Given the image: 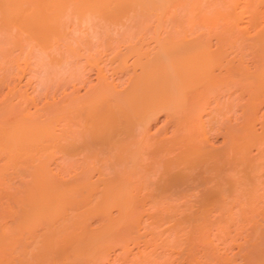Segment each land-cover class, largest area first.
<instances>
[{"label": "bare ground", "instance_id": "obj_1", "mask_svg": "<svg viewBox=\"0 0 264 264\" xmlns=\"http://www.w3.org/2000/svg\"><path fill=\"white\" fill-rule=\"evenodd\" d=\"M69 4H72V5H70L71 10H73L72 7L74 6L73 7L74 8L73 13L76 12L79 16L77 14H75V15H77V17H79V18H81V16H83V18L87 16L88 20L91 19L90 21H94V19L99 18V19L95 20L94 23L92 22L93 23L92 26H93V28H95V30H98V29H96L97 28L96 26H99V24H104V23H102L103 20H105L104 22H106V21L111 22V23L113 22L114 25H115V23L117 24V22H118V25H117L118 27L117 26L116 27L119 28V26H120L119 25L120 24L119 19H121V18L124 19L126 17L124 14H128L127 17H129V19L133 18L135 20L136 15L133 16L131 14L132 15L131 16L129 13L132 12L131 10L137 11V13H139V18L137 16V19H136L137 22H135L131 25L130 24L125 25V27L126 26L127 27L125 28V31L123 30V33L118 31V30H120V28L116 29L120 33V34L119 33L118 34L123 36L124 32H126L127 38H128V36L133 35L132 34L133 31H131V28L133 25L138 26V28H140V29H143L146 27V30L153 28V30L151 32H152V34L154 33V35H152V36H154L153 41H155V39H156L157 46H154L155 47L154 49L152 47V50H153L151 53L152 55L149 54L150 53L149 51L146 52L144 50L143 51L141 50L142 46L144 44L142 46H140L141 47V49H140L139 46H138L139 48L136 47L137 44L133 45L134 42L131 45H128L130 43L125 45V47L127 46L126 50H125V48H123L122 51L119 49L112 51L111 49H113V48L115 49L116 46L113 45L111 40H110L111 38L108 35L109 30L107 31L108 33H105L103 31L105 35L104 34L102 35L101 34L102 31L98 30V31H100V34L98 33L100 36L98 34H96L95 33L96 31L94 30V31H92V33L93 32L94 33L91 35L96 34L94 36L98 35L100 38H103V43L105 44L104 47H106V49L111 50L113 52L111 57H106L105 60H102V61H105L107 65L109 63H111V61L114 59V61H116L115 62L116 68H120L122 70H125L129 67L128 62L126 61L127 55L128 54H131L132 56L135 55L134 58H132L131 63H130L132 73L127 77L126 82L121 87H119V86L117 87V85H118L116 83L117 81H115L114 82L115 84H114L113 82L106 80L108 78H106V76L104 74V66L102 64L99 65L100 56L96 57L95 55H97V54L94 53L95 51H98V50L95 49L93 52V55L89 54L90 52H88V51H91V50L87 49L86 47H89V45L85 44L86 47H84V48L86 50V53L82 54L81 53L82 51H80V49H77V47L71 45L72 44V42H71L70 44L65 43L66 48L64 49V47H63V49L66 52V53L64 52L65 54L62 52L61 53L62 55L58 56V57H57V54L59 55V53L56 52L57 53L56 55L53 54V56L55 55L56 59H57V60H54L55 59L54 58L53 62L54 63L56 62V64H58L60 61L64 62L66 59H68L67 58L68 56H72V58H74L73 61H75V63H78L79 62L77 60L78 57L82 56V57H85V59H84L85 63H88V65L90 64V66L95 65L97 67V72H96L97 73V81H95V83H93V84H90V86L85 91V93L79 95L78 93L76 94V93L64 92L62 95V98H61L62 101H60V100L58 101V103L59 102H60V104L62 103L61 105L60 104L57 105L56 104L57 102H52L55 105L50 104L49 106L45 107L44 105H46L48 103H44L45 102L44 101L43 102L44 105L42 104V107H44L43 108L44 111L43 112L39 111V108H40V110H42V107L39 104L38 111L36 110L37 109L36 108L35 109L36 111L34 110L35 111L34 114H33V112L32 113L30 112L31 113V115H30V113L28 112L29 108H27V107H29L28 102L30 103V101H32V102H34V101L27 99V98H29L27 91L23 93V92L17 90L18 93L19 92L22 93V95L20 96V94L15 92V90L11 89L12 91H8V90H10V89H8L9 88L8 87L7 92L6 91L4 92V93H6V94H4V99L6 98L5 96H7V94H9L8 92H10V94L12 96L16 93V95L18 94L22 98L19 99V96H17L19 100H15L16 96H13L14 97L13 99L15 100V103H14L12 101V96H10V94H9L7 96L5 102L0 101L1 103L4 102L2 104L0 103V183H3L5 185V186H3L4 188L2 190V191H4L3 194H5V190H6L5 187L7 186V184H5V183H8L11 179L14 178L15 175H17L21 181L18 183H15V185L17 184V185H19V187H17L16 189L13 188L14 190L9 189L8 191H6L8 194H5L6 197H7V195L11 196V197H7L10 199L12 198V200L8 199V201L10 200V202H12L14 200L15 205L13 203L8 204L6 197L4 198V196H2V194H1V196L4 198L1 200L2 201L6 200V202H7V203H5L6 205L4 204L5 207L0 206L1 210H3L4 208H6V209L9 208L8 210H10V208H13V209L10 210V211H12V214L10 213V211H8L9 212L8 213L6 211V209L4 210L7 212L6 218L12 216V218H11L12 222H11V224L9 223V225H6L5 223H3L4 225L2 224L4 219H6L4 217L6 212L1 211L2 217L4 219L2 222H0L2 224V225L0 224V264H65L66 261L71 263V264H97L98 263L97 259L102 257V255L105 253L104 248H106L107 245L110 244V242L112 240L117 239L118 240V241L116 240L117 243L119 241L124 240L125 244L128 245V246H123L122 248H124V249L130 246L129 244H127V240H130V239H127V237L125 238L126 235L128 236V238L129 237L131 238V241L132 240L134 241V244L136 243L135 240L136 241L139 240V239L134 240L130 236V235H133L131 233L139 230L138 226L143 221L141 219V214L143 212L142 206H145V205L143 204L144 201H142V200H141L142 205L137 204V199H138L137 197L139 195H141L143 200H144V198H146V196L148 198L153 197L154 199H156L155 201H154V199H153V201H151L152 199L149 198V200L151 201V203L149 202L151 204V206L147 205V206H149L148 208H150L152 206L154 207L156 205V203L157 204L160 203L159 200H161L162 198L163 199L167 198L165 200L166 201L170 200V203H171L172 201L176 200L178 198V196L181 197V196H186L185 194H188L190 197L189 190L191 191V189L195 191V192L192 191L193 195H194V193H196L198 196L200 195V200H201V198L204 197V195L207 198H208V196L212 195V197H214L213 195H215L216 196L215 199H220V198H222L221 195H223V192L226 191L227 194L229 192L228 201H230L229 200V199H231L230 198L231 197L230 192H232V190L235 189L234 190L235 192L236 191L242 192L245 188V187H243V190L240 188L242 184L239 187L241 190L239 188L238 189L236 188L238 186V185H236L237 182H238V184L240 182H242V180L241 181H235V180H238V178L236 177V176H238V173L236 174V172L239 171V170H237L238 165L236 163V161H237L236 155L238 156V154L241 153V159L239 157V160H242V163H240V166H238V167H243L244 170L246 169L245 172H247V174H249V175L253 173L252 171H254V165H256V162H258L257 159L258 160L262 159L261 154H258V151H257L258 155H255V158H256V156H257V158L255 159V158H253V156L251 157V155L249 154L248 151L245 150L250 155L249 160H248V158H247V160L245 158V156H246L245 151H244L245 153L238 151V153L236 154L237 148L239 145H240L239 148L241 151L242 147H243V150H244V148L250 149V147H247V146L249 145L250 142L252 143V145H254L253 143H255L257 138H258L257 139L258 143L260 142L259 140L261 137L257 136L258 134L255 131L253 132V127H250L252 129V130L251 129L250 130L253 133H256L257 137L253 136V138H251L252 136H250V138L252 139V141H250V142H246V141L250 140L249 138H246V140L243 143L238 144V146H236L235 141H233V143L230 145V147L227 146V144L224 142L225 148L227 146L226 149H224V147L222 148V149H224V151H222L221 148H220V150L216 149L217 146H214L215 148L213 146H211L210 143H212V142H209L210 139L208 141L209 135H207V133H208L207 131H208V128L213 129V125H212V123H210V121L212 119L210 120V116H209V118L207 116L209 121L206 120L207 118H205V120H203L202 119L203 118L202 112H206L207 115L210 112V109H208L210 107V106L208 107V104H209L208 103L209 102L208 101V98H209L208 94L210 95V92L217 91L216 88L218 89V87H219L218 85L224 83V85L227 84L228 85L227 87L229 88L230 87L229 83L230 84L232 83L234 85V84L243 82V80L248 83V85H249L248 87L251 90L252 89L255 90V91L253 90L254 93L247 90L248 92H250V94L251 93L254 94L253 96H251L252 94L251 95L249 94L250 100H248L249 102H247V103L250 104L249 107H252V108L254 107L255 110L257 109L255 107V106H257V104H255V103H258V102H256L258 100L257 98L261 99L262 96H264V94H260V93H262L261 91L264 90V87H262V86H264V70H262V69H264V67H262V65H264V64H262V62H264V61H262V59H264V27H262V26H264V25L261 26L260 22L258 21L259 18H261L260 14H261L262 10H264V0H0V15H1L0 17H2L0 19V21L2 19H4L3 21L6 20V22H4V23H6V25H8V26L10 24H7V23L10 22V23L16 24V26L18 24V27L20 26L21 29H23V27H26V28H24L26 30L29 28L28 30L30 32H28V33H30V35H32V37H34V40L35 39L37 40L36 44L38 43V46L42 47L41 49L43 50V48H46V47H48V45L49 46L51 45L49 43L51 41L50 38L53 35H55V36L61 35V33H62L61 29L64 26L62 22H64V20L66 18V17L64 18L63 16H65V11L68 9ZM30 5H31V8H30ZM66 6H67V9H66ZM171 6H172V8H171ZM175 7H176V10L180 7L181 8L180 10H182V11H180V10H179V12L173 11L174 12L173 13L171 10L175 9ZM170 8H171L170 11L172 14L165 17V15L170 12L169 11ZM68 13H69V11L67 12V17H69ZM262 13H264V12H262ZM61 14H62V17L64 18V20L62 19ZM75 15L73 14L72 16L75 17ZM84 15H86V16H84ZM151 15L152 16L155 15V19L154 18L149 19V17ZM262 16H264V15H262ZM94 17H96V18H94ZM83 18H81V20ZM100 18L102 20H100ZM168 18H170L171 21H168L169 20ZM60 19H62L63 21H61ZM133 19H132V21L134 22ZM262 19H264V17H262ZM74 20H75V18H74ZM85 20H86V18H85ZM150 20H154L152 22L153 25L150 23ZM79 21L80 20L78 19V22ZM90 21H89V23H90ZM165 21L168 22V23L166 22L167 25L165 24ZM241 21L242 22L244 21V22L242 23ZM108 22H106V23H108ZM258 22H259L260 26L258 25ZM75 23L73 24V26L75 25ZM83 23L84 22L82 21L81 24H83ZM124 23L126 24L125 21H124ZM108 24H109V26H112V25H110V23H108ZM262 24H264V22H262ZM1 25H3V24H1ZM106 25H105V27L102 25L101 26L102 28L100 27V29H109V28H106ZM114 25H113V27H114ZM122 25H124V24H122ZM148 25L150 27L152 26V28H149ZM165 25L168 26V28L165 27ZM114 28L112 29L113 32H114ZM2 29L4 30V28H2ZM24 29H23V32L26 31ZM7 31H5V33ZM110 31H111V29H110ZM160 31L163 33V35ZM11 32L12 31L10 30V33ZM7 33L6 34L8 36L9 32H7ZM11 34H14V33H11ZM21 34H23V33H21ZM68 34H69V32H68ZM118 34L116 33V35H118ZM30 35L29 36L26 35L27 38H21L20 37L21 38L20 40L23 41V39H25L24 40L25 43L27 42V44L29 45L28 41L33 42V39H30L31 38ZM63 35L64 34L62 33V36ZM73 35H75V34H73ZM149 35H151V34L149 33L147 37H149ZM1 36H2V33H1ZM19 36H21V35H18V37ZM133 36H135V35H133ZM133 36H131V38H133ZM139 36L141 38V35H139ZM152 36H150L151 39H152ZM9 37L13 38L12 35L11 36L9 35ZM111 37H112V35H111ZM67 38H69V37H67ZM212 38H214V40H216L215 41L216 44H215L214 48H212L213 46H211V44H210L211 42L209 43V41H211L210 39H212ZM90 39H92V38H90ZM95 39H97V38H95ZM115 39H116V37L113 38L112 41ZM119 39H121V37L118 38V40ZM123 39H125V38L123 37L121 39L122 42H123ZM17 40H18V38H17ZM147 40H148V38H147ZM57 41H59V40H56V42ZM80 41H81V39H80ZM130 41H132V40H130ZM13 42L16 43L17 41L13 40ZM56 42L53 41V43H55V44H56ZM97 42H99V41H97ZM144 42L145 41H143L142 43H144ZM120 43H121V41H120ZM120 43H116V44L118 45ZM142 43H138V44H142ZM3 44H4V42H3ZM6 44L8 45L10 43H6ZM19 44H21V42ZM36 44H35V46H36ZM61 44H62V41H61ZM67 44H68V46H67ZM99 44L101 45V42ZM225 45H228V48L232 47V46H236L235 49H237L238 53H241V54L244 52L243 49H245L243 47L248 46L250 49H252L254 51V54H252V52H251V54H252L253 58H255L257 62H259V63H256L257 66L261 65V67H262L261 70L260 69L257 70L260 66L257 67L255 65V63L253 65V66H256V68L254 67V69H256V71L254 70L255 72L253 71L254 73L251 70L250 71L248 70L249 67L247 68V70H245L246 68L241 65V62H242V61H240L241 59L238 60V61H240V63L233 62L236 60L231 61L233 58L232 59L229 58L228 61L224 62V60H227L228 57H227V59L223 60L222 56L223 55L225 56L226 52L229 51L227 47H226V49L224 48ZM13 46H11L10 48H12ZM29 46H28V48H29ZM35 46H34V50L36 48H38V50L40 49V47H37V46L35 47ZM51 46L53 48V45H51ZM90 46H91V44H90ZM59 47H60V45H59ZM59 47H58V49H59ZM98 47L100 48V46H98ZM145 47L148 48L146 45H145ZM91 48H93V47L91 46ZM61 49H59V50L61 51ZM229 49H231V48H229ZM235 49L232 48L233 51ZM99 50H101V49H99ZM6 51L8 54H10V52L14 51V50L13 49L10 51L5 50V52L4 51L2 52L0 50V52L5 53L3 55L1 54V56L7 55ZM60 51H58V52H60ZM111 51H110V53H108V55L111 54ZM33 53H35V52H33ZM42 53L43 52H41V54ZM97 53H99V52H97ZM246 53H247V51H246ZM43 54L41 56H43V58H44ZM86 54H88V55H86ZM13 55L14 54L12 53V58L8 57V56L7 57L10 58V60H12L13 58L16 59L15 55L14 56ZM35 56H37V55H35ZM46 56L47 55H45L44 59H46ZM53 56L51 57V60H52ZM260 56H262V57L260 58ZM115 58H117L118 60H116ZM236 58H238V57H236ZM23 59H24V57H23ZM39 59H40V57L38 58V60ZM221 59L223 60V62H221ZM257 59H260L261 62H260V60L258 61ZM7 60L9 61V59H7ZM25 61H26V59H25ZM39 61H38V63H39ZM107 61H108V63H107ZM47 63H45V64L42 63V64L46 65ZM64 63L63 64L66 65V62H64ZM219 63L221 65L223 64L222 66H225V67H223L224 68L223 72H222V70H220V68L222 67V66H220V68L216 67L217 69L220 70V71L216 70V71H219L218 72L219 75L214 74L213 73V67L217 64L219 66ZM111 64H113V63H111ZM10 66H12V65H10ZM79 66L80 65H78V67ZM90 66H88V67H90ZM137 66H138L139 71L136 70ZM7 67L9 69V66H7ZM10 69L13 70L12 67H10ZM16 69H17V67H16ZM82 69H84V68H82ZM114 70H116V69H114ZM247 72L248 73L250 72V74H248ZM2 73H5V72L3 71ZM11 73H9V74H11ZM114 73H115V71H114ZM122 73H123V71H122ZM126 73H127V71H126ZM9 74H7V75H9ZM2 75L5 76V74H2ZM14 77H13V79H14ZM2 78H3V76L0 77V82H1ZM65 78H67V76ZM79 78H77V79H79ZM44 81H46V80H44ZM39 82H40V80H39ZM47 82H49V81H47ZM245 82H243L242 84H244ZM12 83H14V82H12ZM247 83H245V84H247ZM7 84H8V82H7ZM16 84H17V82H16ZM24 84H25V82H24ZM59 84H61V83H58V85ZM232 84H231V86H232ZM1 85L2 84H0V88H1ZM14 85L12 87V85L10 84V86L12 88H14ZM41 85L43 86V84H41ZM237 86L235 85V88ZM6 87H7V85H6ZM221 87H224V86H221ZM221 87H219L220 90H221ZM55 88L57 89L58 87L54 86L52 90H54ZM242 88L243 87H241L240 89H242ZM72 89H73V87H72ZM213 89H214V91H213ZM224 89H225V87H224ZM259 89H262V90L258 91ZM220 90H218V92ZM0 91H1V89H0ZM179 91L180 92L182 91L183 99L185 98V100H183L182 98L178 99L180 96L178 94V93H180ZM186 91H189L190 92L189 94H191V96H188L190 101L185 96L186 93H188ZM239 92H238V94H239ZM25 93H27V94L25 96H23V94H25ZM177 94H178V98H177ZM211 94H213V93H211ZM218 95H222V94L219 93ZM234 96H233V98H234ZM216 97H217V95H216ZM57 98H58V96H57ZM31 99H32V97H31ZM181 99H182V101H181ZM187 99L189 102L188 101L186 102ZM222 99H223V97H222ZM28 100H30V101H28ZM45 100L47 101V99H45ZM223 101H224V99H223ZM261 101L264 102V100H261ZM213 102H214V100H213ZM259 102H260V100H259ZM49 103H50V101H49ZM214 103H215V105L218 104L216 102H214ZM210 105H212V104H210ZM226 105H228V103ZM246 105H248V104H246ZM218 106H217V109L219 108ZM230 106L232 107V103ZM245 107H244V109H245ZM249 107L247 106L246 108L249 109ZM211 108H213V107H211ZM214 108H216V106ZM230 109H232V108H230ZM159 111H163L164 115L167 114V115H165L167 117L164 116L166 118L165 124L163 123L164 125H163V127H161L162 130H160L159 132L157 131L158 135H156L157 132H156V134H153L150 132V130H152V129H150V125H151L152 120H154L157 117L156 115L158 114ZM218 111H220V110H217V112ZM248 111H250V110H248ZM254 111H253V113H254ZM213 112H214V110H213ZM221 112H222V110H221ZM246 112H244L243 114H245ZM206 113L204 114V117H205ZM224 114H226L225 111H224ZM247 115H248V113H247ZM262 115H264V114H262ZM249 116H251L250 113H249ZM254 116H255V114H254ZM256 116H258V115H256ZM211 117L214 118V116H211ZM234 117H235V115H234ZM246 117L247 116H245V119H246ZM248 118L250 120H252L251 117H248ZM252 118H253L252 121L246 119L248 121H245L246 123H243V124H246V126L244 125L245 127L249 128V126H247L248 123H249L248 125L253 124L251 122L254 121L255 117H252ZM227 119H229V118H227ZM262 119H264V118H262ZM219 120H220V118H219ZM238 120H240V119H238ZM213 122H214V120H213ZM56 124L59 127L58 129H56L57 128ZM262 125H264V124H262ZM207 126H208V128H207ZM223 126H222V128H223ZM227 126H228V129H229V127L230 128L232 127V125H227ZM227 126L225 125V128ZM244 126H242V128L239 126V128L242 129L241 130L242 132L246 131ZM251 126H253V125H251ZM156 127H157V125H156ZM168 127L172 128V130H170V133H169L170 135H168L166 133V130H169ZM234 127L236 128V126H234ZM234 127H232L233 130L230 129L231 132L229 134L233 135L234 131H236L237 134H238V132H240V129L235 130ZM243 127H244V129H243ZM228 129L226 131H228ZM219 130H221V129L219 128ZM222 130L224 131V129H222ZM250 130L248 129L247 131L252 133ZM160 132H162L163 134L159 135ZM244 132H243V134H244ZM209 134H212V133L209 131ZM239 135H242V133H240ZM244 135H246V134H244ZM237 136L238 135H236V137ZM247 136H249V134ZM233 137H234V135H233ZM240 138H242V137H240ZM228 139H229V135H228ZM228 139H227V141H229L231 138L229 140ZM229 142H231V141H229ZM258 143H257V145H255V147L258 146ZM242 144H243V146H241ZM244 144L246 146H244ZM261 145H264V144H261ZM261 145L259 146L260 148L258 149L260 152L262 151L261 149H264L261 147ZM56 151H57V153L59 151V153H60L59 157L62 156V161H59L60 162L59 163L57 160L58 164H56L62 170V171L60 170V173H57V171H56V173L53 172L51 170V167L49 166L51 161L56 159V157L59 154V153L58 154L56 153L57 154V156H56L55 155ZM54 156H56V157H54ZM259 156L261 159H259ZM250 158H252V159H250ZM224 161L228 162L227 164H229V167L227 170L224 169V166H223V165H225ZM237 162L239 164L240 161H237ZM262 163H264V161H262ZM241 165H243V166H241ZM258 167H259V165H258ZM229 169L230 170L232 169V171H235V172L231 171L232 173H228ZM261 169H259V170H261ZM240 170H242V169H240ZM261 172H264V169H262ZM58 174H61V175H58ZM242 175H243V177L247 176L245 174H242ZM253 176H254V173H253ZM18 177H15V178H18ZM240 178H239V180H240ZM14 179H13V182H15ZM209 182H211V183H209ZM19 183H21V186ZM9 184H10V182H9ZM11 184H14V183H11ZM11 184H10V186H12ZM244 184L247 186L246 182L243 183V185ZM250 184H252V182ZM250 184H249V186H250ZM235 185H236V187H234ZM254 185H255V188H257L256 186H258V185H256V183L251 185L252 190L250 192L251 193L253 192V196H255V198L253 196L252 197L254 198V200L252 199V197H251L252 194L250 193V195L245 194L244 196L248 195V197H242L241 201L244 198L245 199L248 198L246 201H248L250 203H253V201L255 203H259V201L257 199V198H259V196L256 197V194L261 195L262 190L259 193V191H257L258 189L254 188ZM1 187H2V184H1ZM7 187H9V185ZM10 188H12V187H10ZM248 188H250V187H248ZM248 188H247V190H248ZM262 189H264V188H262ZM254 191L256 192V194L254 193ZM244 192H246V191H244ZM142 193H143V195L146 193L144 198L142 196ZM236 193L239 194V192H236ZM236 193H234V195L232 196L233 197L232 200L234 199V196H235V198L237 197L236 195H238V194H236ZM262 194H264V193H262ZM171 195H173V196L177 195V196L176 197L172 196V198L170 197V199H168V197ZM197 195H195V196H197ZM163 196H165V197H163ZM241 196L242 195L240 194V197ZM249 196L253 201L252 200L250 201ZM193 197H192V199H193ZM197 197H195L194 200L197 199ZM206 197H204V198H206ZM261 197L262 196H260V198H259L260 200L262 199ZM148 198H146V199H148ZM157 198H159V200ZM204 198H203V200H205ZM210 198L211 197H209V199ZM171 199H172V201H171ZM238 199H240L239 196L237 197V199H234V201L235 200L238 201ZM245 199L243 200L244 202H245ZM256 199L258 202L255 201ZM200 200L198 199L196 201H200ZM203 200H201V201H203ZM148 201H146V202H148ZM156 201H158V202H156ZM237 201H235V202H237ZM241 201L239 200V202H240L239 204L242 207ZM4 202L5 201H3V203ZM183 202H185V201H183ZM222 202H223V200L220 203H222ZM235 202L231 201V203H235ZM244 202H243V204H244ZM248 202H245V203H248ZM167 203H169V202H167ZM170 203L168 205L164 204V206H162V204L156 205L155 206L156 208L154 209V211L156 210V212L152 211L156 215L154 213L150 214L151 211H146V213L148 212L147 214L149 215V217L154 215V218L156 219L155 221H153L154 219L152 220L155 223V225L153 224L154 226H158L159 224H157V223H161L159 221H161L164 218L168 219L171 216L170 217L171 219L170 218L168 219V223H169L170 222L169 220H172V217L174 218L176 216V214H175V216H173L172 212L173 211L175 212L176 211L175 209L179 210L180 208H177L178 205L176 206L173 203L175 205L174 206L173 204H170ZM189 203H188L189 206L191 204L195 205V203H192L190 201H189ZM201 203H203V202H201ZM225 203H227V202H225ZM228 203H230V202H228ZM255 203H253V206ZM7 204H8V206H7ZM180 204H181V202H180ZM236 204H238V203H236ZM9 205H10V207H9ZM11 205L13 207H11ZM171 205H173V206H171ZM184 205H186L185 208H181V209H184V211H182L180 209L183 213L181 211H179V212L177 211L178 213H182L181 216L179 215L182 220L177 219V217L179 218V216L177 215L175 217L176 219H174L175 221L172 220L173 224L171 222H170L171 224L170 223L168 224V225H173V227L168 226V225H167L168 227H165L164 229L162 227V230H161L162 234L165 233V231L170 230L171 227H172V233L174 234V231H175V234H176V231H180L182 228H184L183 227L185 225L184 222L189 223V218L190 219L193 218L192 220H190V223L194 219H195V223H193V224H196V222H199V221L201 222V223H197V225H195V226H199V224H201V225L203 224L202 221H203V218H205L207 212L204 213V211H203L202 214L199 213L201 215V217L205 214L204 217H202V219H201L200 216L198 217V215H197V217H195L196 213L194 215V211L192 210V208H190L192 205L190 207L186 203ZM184 205H183V207H184ZM255 205H257V204H255ZM262 205H264V204H262ZM262 205H260L262 210L257 205L260 208V209L258 208V210L261 211V217H262V215H264V206H262ZM195 206H197V204ZM244 206H246V208L248 207V205H246V204ZM249 206H252V204H249ZM113 207L115 209H117L116 210L117 214H115V216L111 215V213H112L111 208H113ZM203 207H204V205H203ZM213 207L215 208V205ZM216 207H217V205H216ZM148 208L147 209L145 208V209L148 210ZM193 208H195V207H193ZM231 208H233V207H231ZM251 208H252L251 210H254L253 208H256V206L251 207ZM139 209L142 210V212ZM158 209H159V211L157 212ZM162 210H163V212L165 211L166 213L165 212L163 213ZM189 210L190 211L192 210L190 212L191 215L189 214V212L185 213V215H184V212H187ZM234 210H235V207H234ZM255 210H257V209H255ZM243 211H245V210H243ZM260 211H258V213ZM235 212H238V211H235ZM245 212L247 213V211H245ZM3 213H4V215H3ZM91 213L100 214V219H102V221L99 219V224H100V221H101V224L98 225V227L95 225L96 229H93V230L88 229L89 227L87 228V224H89V222L88 223L86 222L87 216ZM168 213H170V216L168 215ZM209 213H211V212H209ZM209 213H208V215H209ZM8 214L9 215L11 214V215L9 216ZM147 214H146V216H148ZM157 214H158V217H157ZM162 214H163V216H162ZM165 214H166V216H165ZM186 214L189 216V218L185 217ZM231 215H233V214H231ZM160 216H162L163 218ZM190 216H193V217H190ZM229 216H230V214H229ZM229 216H227V217H229ZM248 216H249V214H248ZM2 217H0L1 220H2ZM166 217H168V218H166ZM206 217L213 219L211 216H206ZM224 217H226V216H224ZM146 218H148V217H146ZM158 218L160 220H158ZM235 218H234V220H235ZM183 219H185V220L183 221ZM216 219H214L216 221V223L218 222V219H219V222L216 224V225H218L217 227H216L214 222H213L214 224L212 222H211V224L209 222L208 223L211 225L212 229H213V226L215 225L216 229L221 228L220 230H222V227H219V223H221L220 218H216ZM224 219H226V218H224ZM232 219L233 218H231L230 220H232ZM262 219H264V218H262ZM147 220H149V219H145V221H147ZM208 220H204V221H206L205 224L209 226V224H207ZM228 220L229 219L227 218L225 221L227 222ZM6 221H9V219L5 220V222ZM209 221H211V220H209ZM221 221H223V220H221ZM225 221H224V225L226 224V225H230V226H235V225H233V223H234L233 220L231 221L232 225L230 223L229 224L225 223ZM235 221H238V220H235ZM243 221H252L255 224V222L252 220V217L249 220L248 219L246 220L244 218ZM243 221H241V222H243ZM228 222H230V221H228ZM252 222H250L251 224L248 223L247 226H251L248 228L251 229V231L256 232L257 229H255L253 227L257 226V225L252 224ZM144 223H146V222H144ZM162 223H163V221H162ZM166 224L167 223H164V225H166ZM205 224H203L202 226L200 225V229L204 226V228H202V229L203 230L205 229L207 232V228H205L206 227ZM260 224H264V223H260ZM148 225H150V222ZM226 225H225V227H226ZM140 226H142V225H140ZM161 226H162V224H161ZM195 226H194V228H195ZM238 226H237V229H238ZM259 226L262 227L261 230H260V228H258L262 232V230H264V225H262V226L258 225V227ZM191 227L189 226V229L185 227V229L182 231H187V229L189 231H191L190 230ZM225 227L223 228L224 230H225ZM156 228L157 227H155V229L152 230V233H150V235H148V236L151 237L152 235L155 234V236H152V237L153 238L155 237L154 239H156L157 238L156 235L159 236V234H158L159 231L156 232L157 234L153 233V231H155ZM159 228H161V227H159ZM165 229H167V230H165ZM191 229H193V227ZM202 229L200 230V233H199V231H198V233L195 231V233H196L195 238L197 239V241H199L201 238L202 242H200V243L203 244L206 240L210 241L209 240L210 238L205 240V236L202 237L203 234H202V236L199 235V234H201V231H203ZM208 229L211 231L210 228H208ZM214 229H213V231L216 232L215 231L216 229L215 230ZM233 229H234V227H233ZM244 229H245V226H244ZM220 230L218 232H220ZM260 231L257 230L258 235H254V236L260 237L262 234H264V233H260L261 234L260 235L259 234ZM149 232H151V230H149ZM169 232L170 231H168L166 234H168ZM257 232H256V234H257ZM141 233H142V231H141ZM169 234L171 235V232ZM169 234L167 235V237L165 236L164 239L169 241V237H168V236H170ZM175 234H174V236H176ZM191 234H192V232H191ZM194 234H193V237H194ZM197 234H198L199 239L197 238ZM232 234H233V232H232ZM135 235L136 236H134L133 238H136V237L138 238L139 236H140L139 238H141V236L143 234L140 235V233L139 234L135 233ZM163 235H165V234H163ZM181 235H182V233H181ZM186 235H187V232L182 235L184 237L181 238L180 240H178L180 242L177 241V244H175L176 243V240H175L176 237L174 238L173 236H170V238H172V239L174 238L173 241L171 239V241H169V242L168 241L164 242V239L161 236L159 239L162 238L164 243L168 242L167 244H169V243L171 244V242H173V244L179 245V246H177V248L179 249V247L182 245L181 243L184 240V238H185L184 242L188 238V237H185ZM207 235H211V233L210 234L207 233ZM217 235H221V234L216 232V234H215L216 238L218 237ZM246 235H248V234H246ZM199 236H201V237H199ZM213 236L214 235L210 236L211 239ZM254 236L252 237V239L254 238ZM146 237H147V235H146ZM262 237H264V235H262L260 238H257V237L254 238L255 239L254 241H256V239L257 240L260 239V240L256 241V242H252L251 245L254 244L253 246H255V245L257 246L258 245L257 242H259V244H260ZM145 238L143 237L141 239H143V241H144ZM190 238H189V240L187 239L188 244L186 243L187 241L183 244H185L184 246H186L185 252H187V253H185V255L186 254L189 255L190 253H193V254H190L191 255L190 257L187 255L190 263L192 264L193 259H195L196 257L197 258L201 257L200 254L205 255L206 254L205 252H207V255H208L209 254L208 252L211 251L208 248L209 247H210V249H213V248H211V246H209V247L207 246V249L209 251L204 250V248L206 249L205 246L208 244V243L207 244L204 243L203 244L204 248L199 249L201 251H199V256H198V254H197L198 249L197 248L202 246V244L196 248H195V246H192V248H190L191 245L189 243H191L192 245L197 243L195 238L192 239V241ZM125 239H127V240L125 241ZM146 239H145L146 243H148L147 241L151 240V239H149V237H148L149 240H146ZM217 239H219V238H217ZM252 239H251V241H253ZM228 241H230V239ZM246 241H247V239H246ZM115 242L113 241V243H115ZM132 242H131V245H132ZM261 242H264V240H262ZM137 243H136V245H138ZM200 243L198 242V244H200ZM170 244H169V247H170ZM118 245H120V244H118ZM195 245L197 246V244H195ZM246 245L241 246V247L246 248ZM249 245H250V243H249ZM262 245H264V243L257 246V248L260 246L259 247L260 250H259V248H258V251L256 248H255L256 250L255 249L253 250L254 251L253 253H257V254H254L255 257H252L253 259H251V257H249V254H248V257L250 258V260H249V258L246 259L247 255H245L246 257L243 255L245 253V251L250 248L249 246L246 250H244L245 248H243V251L239 252L240 254L244 252L243 254H241L244 257L241 256L239 253H238V255H240L242 258H244V261H245L244 263H246V264H247V262H248V264H264V247L261 248ZM111 246H113V245L111 244ZM163 246H164V244H163ZM214 246H215V244H214ZM212 247H213V245H212ZM164 248H166V247H164ZM170 248L172 250H169V251H173L176 249L174 247H170ZM180 248L183 249L182 247H180ZM252 248H254V247H252ZM106 249H108V247ZM181 249H179V252H178L180 254V256L183 255L182 252L184 253V250H181ZM194 250H196V251H194ZM202 250H203V253H201ZM125 251H126L125 253H127L128 249H126ZM142 251H144V250H142ZM176 251H177V249H176ZM213 251H214V249H213ZM248 251H250V254H251L252 249L250 248ZM248 251L246 253H248ZM194 252H197V253H194ZM214 252H216V251H214ZM161 253L165 254V252H162V251H161ZM178 253H176V254H178ZM253 253L251 256H253ZM108 254H109V252H108ZM122 254H123V252H122ZM151 254H152V256L154 255V253H151ZM151 254L150 255L149 254L142 255V253L141 254L139 253L138 256H139V258L140 257L141 258L139 260L136 258L137 260H134V261L136 262V264H167L169 261V260H167V258H165V259L163 258L165 256L167 257V255H165L163 257L161 256L162 258L157 261V260H155V258H153L157 254H155L153 257L149 258V256H151ZM171 254H173V252H171ZM176 254L174 253V257ZM194 254L195 255L197 254V256L194 257ZM211 254L214 256H218V251H217V253H213V252L210 253L208 255V257L209 256L213 257ZM229 254H226V253L223 255L221 254V257H223V256L225 257V255L227 257ZM234 254H235V252H234ZM136 255H134V256H136ZM185 255H184V257H186ZM119 256H120V254H119ZM168 256L170 258V256H172V255H168ZM121 257H124V256H121ZM187 257H186V260L184 258L185 262L188 261ZM228 257H230V256H228ZM228 257H227V260L224 258L225 261H221L220 257L219 258L216 257L217 258L216 262L218 264H220L219 260H218V259H220V261L223 264H224V262H225V264H232L231 263L232 261L230 262L231 258L228 259ZM132 258H134V257L132 256ZM197 258L194 260L193 264H195V262L199 264V262H197V261H199L200 258L199 259H197ZM202 259H204V257ZM205 259H207V258L205 257ZM171 260H173V259H171ZM212 260H214V257ZM246 260H248V261H246ZM166 261H167V263H166ZM208 261H210V260L208 259L206 264L210 263ZM127 262H130V261L128 260ZM148 262H150V263H148ZM204 262H206V261H204ZM237 262H239V261H237ZM132 263H134V262H132ZM170 263L175 264V261L174 262L172 261ZM180 263H176V264H180ZM200 263H203V262L201 261ZM186 264H189V262H187ZM203 264H205V263H203Z\"/></svg>", "mask_w": 264, "mask_h": 264}, {"label": "rangeland", "instance_id": "obj_2", "mask_svg": "<svg viewBox=\"0 0 264 264\" xmlns=\"http://www.w3.org/2000/svg\"><path fill=\"white\" fill-rule=\"evenodd\" d=\"M70 5H72V4H69V6H68V9H67V6H66V11H65V16H63L64 18H65V20H64V18L62 17V14H61V17H62V19L64 20V22H62L63 23V28L61 29V32L64 34L63 36H62V33H61V35H53L50 39H51V41H50V43L49 44H51V45H53V48H52V46L50 45H48V47H46V48H43V50L41 49L42 47H40V46H38V43L36 44V42H37V40L35 41L34 40V37H32V35H30V33H28V32H30L28 29L26 30V29H24V28H26V27H23V29L24 30H26L25 32H23V29H21V27L19 28L18 27V24H17V26H16V24H13V23H7V24H10L9 26L8 25H6V23H4V22H6V20L5 21H3L4 19H2L1 21H0V25L1 24H3V25H1L0 26V50L3 52H5V50H14V51H11L10 52V54H8L7 53V51H6V54L7 55H4V56H1V54L3 55V54H5V53H2V52H0V77H2L3 76V78H2V80L4 81H2L1 80V82H0V84H2L1 85V91H0V101H4L5 102V100H6V98H7V96L10 94V92H8L9 94H7V96H5L6 98L4 99V94H6V93H4L5 91L7 92V88L8 89H10V90H8V91H12V90H15V92L16 93H18L17 92V90L18 91H21V92H26L27 91V93H28V96H29V98H27V99H30V100H33L34 102H32V101H30V100H28V101H30V103L28 102V106L29 107H27V108H29V113L31 112H33V114H34V112L37 110L38 111V108H39V104H40V106L42 107V104L44 105V103H48V104H46V105H44L45 107L46 106H49L50 104H53L52 102H57L56 104L57 105H59L60 104V102L58 103V101L60 100V101H62L61 100V98H62V95H63V93L64 92H68V93H78L79 95H81V94H83V93H85V91L88 89V87L90 86V84H93V83H95V81H97V67L94 65H91L90 66V64L88 65V63H85L84 61V59H85V57H82V56H79L78 57V63H75V61H73L74 60V58H72V56H68L67 58L68 59H66L64 62H66V65H64L65 63L64 62H62V61H58L59 63L58 64H56V62L54 63L53 62V59L54 60H57L56 59V54L57 53H59V55L57 54V57L58 56H61L62 54V52L64 53L65 52V46H66V44L65 43H71L72 42V46H75V47H77V49H80V51H82L81 53L83 54H85L86 53V50H85V48L84 47H86L85 46V44H87V45H89V47H86L87 49H89V50H91V51H88V52H90L89 54H92L93 55V52H94V50L96 49V50H98V51H95L94 53L95 54H97V55H95L96 57L97 56H100V62H99V65H103L104 66V74H105V76H106V78H108V79H106L107 81H111V82H115V81H117L116 83L118 84H116L117 85V87L119 86V87H121L125 82H126V79H127V77L132 73V69H131V67H130V63H131V60H132V58H134V56L135 55H131V54H128L127 55V57H126V61L128 62V68L127 69H125V70H122V69H120V68H116V61H114V59L111 61V63H113V64H111V63H109L108 65L106 64V62L105 61H102V60H105V58L106 57H111L112 56V54H113V50H116V49H119V50H123V48H125V50H126V47H125V45H127L128 43H130V44H128V45H131L133 42V45H135V44H137L136 45V47H140V46H142L143 44V46H142V49H141V47H140V49L143 51H149L148 53L150 54V55H152L151 53H152V47H153V49L155 48L154 46H157V41H156V39H155V41H153L154 39H153V37L154 36H152V35H154V33L152 34V30H153V28H152V26L150 27L149 25H148V27L149 28H152V29H147L146 30V27L145 28H143V29H140V28H138V26H136V25H133L132 26V28H131V31H133L132 32V34L133 35H135V36H133V35H130V36H128V38H127V34H126V32H124V34H123V36L122 35H119L120 33L119 32H122L123 33V30L125 31V28L127 27H125V25H128V24H133V23H135V22H137V16H138V18H139V13H137V11H134V10H131L132 12H130L129 14L131 15H133V16H135L136 15V19L134 20L133 18V20H134V22L132 21V19H129V17H127V15L128 14H124L126 17L123 19V18H121V19H119V22H120V26H119V28H120V30H116V29H119V28H117L118 26V22H117V24L115 23V25L113 24V22L111 23V22H108V21H106V22H108V23H110V25H112V26H109V24L108 23H106V22H104L105 20H103V22L102 23H104V24H99V26H96L97 28L96 29H98V30H100V31H104L105 33H108V35L110 36V40H111V42H112V44L113 45H115L116 47H115V49L113 48V49H111V50H108V49H106V47H104L105 46V44L103 43V38H100L99 36V34H100V31H98V30H95V28H93V26H92V24L94 23V21L95 20H97V19H99V18H97V19H94V18H96V17H94L93 19H94V21H90L91 19H89L88 20V17L86 16V15H84V16H86V17H84L83 18V16H81V18H83L82 20H81V18H79V17H77V13L76 12H74L73 13V11H74V6L72 7V9L73 10H71V8H70ZM177 7V6H176ZM176 7H175V9H173V10H171V8H172V6H171V8L169 9V11L171 10L172 12L174 11V12H176V11H178L179 12V10L181 9L180 7L176 10ZM30 8H31V5H30ZM29 8V9H30ZM65 9V8H64ZM64 11V10H63ZM69 11V13H68V16L69 17H67V12ZM171 11L168 13V14H166L165 15V17L166 16H169V15H171L172 13H171ZM180 11H182V10H180ZM173 12V13H174ZM262 12H264V10H262ZM261 12V14H260V17L261 18H259V22H260V25L262 26V25H264V24H262V22H264V19H262V17H264V16H262V15H264V13H262ZM75 15V14H77V15H75V17H73L72 15ZM123 15V14H122ZM123 15V16H124ZM131 15V16H132ZM1 16V15H0ZM72 16V17H71ZM79 16V15H78ZM121 17V16H120ZM174 17V16H173ZM2 17H0V19H1ZM74 18H75V20H74ZM85 18H86V20H85ZM131 18V17H130ZM135 18V17H134ZM155 19V15L154 16H150L149 17V19ZM172 18V17H171ZM62 19H60L61 21H63ZM78 19L81 21H79L78 22ZM123 19V20H122ZM167 19V18H166ZM169 20L168 21H171V19L170 18H168ZM72 20V21H71ZM100 20H102L101 18H100ZM3 21V22H2ZM82 21L84 22L83 24H81L82 23ZM89 21H90V23H89ZM123 21V22H122ZM124 21L126 22V24L124 23ZM132 21V22H131ZM154 20H150V23L152 24V22H153ZM73 22V23H72ZM76 22V23H75ZM93 22V23H92ZM101 22V21H100ZM149 22V21H148ZM167 21H165V24L167 25V23H166ZM242 22V21H241ZM244 22V21H243ZM242 22V23H243ZM259 22H258V25H259ZM75 23V25L73 26V24ZM80 23V24H79ZM108 26H107V25ZM122 24H124V25H122ZM67 25V26H66ZM80 25V26H79ZM91 25V26H90ZM104 26L105 27V25H106V28H109V29H100V27L101 26ZM113 25H114V27H113ZM153 25V24H152ZM165 25V27H167L168 28V26H166ZM259 25V26H260ZM67 28H66V27ZM117 26V27H116ZM103 27V28H104ZM262 27H264V26H262ZM2 28H4V30L2 29ZM10 28V29H9ZM75 28V29H74ZM92 28V29H91ZM102 28V27H101ZM114 28V32H113V29ZM2 29V30H1ZM6 29V30H5ZM14 29V30H13ZM79 29V30H78ZM91 29V30H90ZM110 29H111V31H110ZM8 30V31H7ZM10 30L12 31L11 33H14V34H11L10 33ZM63 30V31H62ZM73 30V31H72ZM96 31L95 33L96 34H98L97 36H94V35H96V34H94V35H91V34H93L92 33V31ZM109 30V31H108ZM122 30V31H121ZM162 30V29H161ZM2 31V32H1ZM5 31H7V32H9V35L11 36H13V38H11V37H9V35L7 36V34L5 33ZM65 31V32H64ZM91 31V32H90ZM98 31V32H97ZM108 31V32H107ZM138 33H137V32ZM163 31V30H162ZM68 32H69V34H68ZM72 32V33H71ZM101 32V34L103 35L104 34V32L102 33ZM113 32V33H112ZM161 32V31H160ZM1 33H2V36H1ZM20 33V34H19ZM21 33H23V34H21ZM25 33V34H24ZM79 33V34H78ZM115 33V34H114ZM116 33L119 35H116ZM121 33V34H122ZM137 33V34H136ZM142 33V34H141ZM151 34V35H149V37L150 36H152V39H151V37L149 38V37H147L148 36V34ZM162 33V32H161ZM160 33V34H161ZM165 33V32H164ZM6 34V35H5ZM73 34H75V35H73ZM126 34V35H125ZM18 35H21V36H19L18 37ZM26 35L27 36H29L30 35V39H33V42L31 41H28V43H29V45L27 44V42L25 43V39H23V41L22 40H20L21 38H27L26 37ZM91 35V36H90ZM101 35V36H102ZM105 35V34H104ZM111 35H112V37L113 38H115L116 37V39L115 40H113L112 41V37H111ZM126 37H125V36ZM139 35H141V38H140V36ZM162 35H163V33H162ZM93 36V37H92ZM115 36V37H114ZM118 36V37H117ZM131 36H133V38H131ZM21 37V38H20ZM67 37H69V38H67ZM121 37V39L124 37L125 39H123V42H122V40L121 39H119L118 40V38H120ZM148 38V40H147V38ZM17 38H18V40H17ZM81 39V41H80V39ZM90 38H92V39H90ZM94 38V39H93ZM95 38H97V39H95ZM9 39V40H8ZM29 39V38H28ZM79 41H78V40ZM87 39V40H86ZM89 39V40H88ZM102 41H101V40ZM129 39V40H128ZM7 40V41H6ZM13 40L15 41H17L16 43L19 45H17L15 42H13ZM56 40H59V41H57L56 42ZM68 40V41H67ZM76 40V41H75ZM93 42H91V41ZM95 40V41H94ZM128 40V41H127ZM130 40H132V41H130ZM137 40V41H136ZM145 41L144 43H142L143 41ZM150 40V41H149ZM158 40V39H157ZM211 41H209V43L211 44V46H213L212 48H214L215 47V44H216V40H214V38H212V39H210ZM10 41V42H9ZM13 43H12V42ZM53 41L54 42H56V44L55 43H53ZM61 41H62V44H61ZM65 41V42H64ZM70 41V42H69ZM86 43H85V42ZM89 41V42H88ZM97 41H99V42H97ZM116 41V42H115ZM118 41V42H117ZM120 41H121V43H120ZM159 41V40H158ZM3 42H4V44H3ZM21 42V44H19ZM23 42V43H22ZM60 42V43H59ZM79 42V43H78ZM88 42V43H87ZM91 42V43H90ZM101 42V45L99 44ZM136 42V43H135ZM142 43V44H138V43ZM6 43H10V44H6ZM32 43V44H31ZM59 43V44H58ZM91 44V46L94 48H91V46H90V44ZM116 43H120V44H116ZM147 43V44H146ZM213 43V44H212ZM12 44V45H11ZM23 44V45H22ZM34 44V45H33ZM35 44H36V46L37 47H40V49L38 50V48H36L35 50H34V46H35ZM84 44V45H83ZM156 44V45H155ZM2 45V46H1ZM10 45V46H9ZM14 45V46H13ZM16 45V46H15ZM59 45H60V47H59ZM82 45V46H81ZM124 45V46H123ZM145 45L149 48H146L145 47ZM150 45V46H149ZM8 48H7V47ZM11 46H13L12 48H10ZM28 46H29V48H28ZM32 46V47H31ZM35 46V47H36ZM55 46V47H54ZM67 46H68V44H67ZM98 46H100V48L98 47ZM5 47V48H4ZM19 47V48H18ZM21 47V48H20ZM58 47H59V49H61V51L58 49ZM63 47H64V49H63ZM82 47V48H81ZM118 47V48H117ZM138 47V48H139ZM226 47L228 48V45H225V49H226ZM248 47V46H247ZM246 46H244L243 48H245V49H243V53L241 54V53H238V50L237 49H235L236 48V46H232V47H229V48H231V49H229L228 48V50L229 51H225L226 52V54H225V56L223 57L222 56V58H223V60L224 59H227V57H228V59L227 60H224V62L225 61H228L229 60V58L230 59H232L231 61H233V60H236V61H233V62H235V63H240V61H242L241 62V65L243 66V67H245L246 69L245 70H247V68H248V70L250 71H256V69H254V67L256 68V66H257V64L256 63H259V62H257L256 61V59L255 58H253V56H252V54H254V51L252 50V49H250L249 47V49L247 48ZM53 50H52V49ZM103 48V49H102ZM121 48V49H120ZM232 48H234L235 50L233 51L232 50ZM19 49V50H18ZM93 49V50H92ZM99 49H101V50H99ZM147 49V50H146ZM42 50V51H41ZM49 50V51H48ZM85 50V51H84ZM237 50V51H236ZM249 50V51H248ZM252 50V51H251ZM8 51V52H9ZM31 51V52H30ZM40 51V52H39ZM51 51V52H50ZM58 51H60V52H58ZM110 51H111V54H109L108 55V53H110ZM246 51H247V53H246ZM21 52V53H20ZM33 52H35V53H33ZM41 52H43L42 54L44 55V58H45V55H47L46 56V59H44L43 58V56H41L42 54H41ZM57 52V53H56ZM92 52V53H91ZM97 52H99V53H97ZM102 52V53H101ZM251 52H252V54H251ZM12 53L15 55V57H16V59L15 58H13L12 60H10V58H8V57H11L12 58ZM66 53V52H65ZM64 53V54H65ZM25 54V55H24ZM53 54H55L54 56H53ZM237 54V55H236ZM250 54V55H249ZM13 55V56H14ZM35 55H37V56H35ZM86 55H88V54H86ZM102 55V56H101ZM240 55V56H239ZM249 55V56H248ZM8 56V57H7ZM53 56V58H52V60H51V57ZM144 56V55H143ZM149 56V55H148ZM255 56V55H254ZM4 57V58H3ZM20 57V58H19ZM23 57H24V59H23ZM40 57V61L38 60V58ZM102 57V58H101ZM104 57V58H103ZM236 57H238V58H235ZM256 57V56H255ZM262 56H260V58H261ZM2 58V59H1ZM6 58V59H5ZM258 58V57H257ZM7 59H9V61L7 60ZM25 59H26V61H25ZM36 59V60H35ZM42 59V60H41ZM49 59V60H48ZM80 59V60H79ZM116 60H118L117 58H115ZM241 59V60H240ZM253 59V60H252ZM7 60V61H6ZM14 60V61H13ZM18 60V61H17ZM70 60V61H69ZM223 60L221 59V62H223ZM238 60H240V61H238ZM258 61L260 60V59H257ZM38 61H39V63H38ZM68 61V62H67ZM83 61V62H82ZM252 61V62H251ZM254 61V62H253ZM262 61H264V59H262ZM24 62V63H23ZM27 62V63H26ZM48 62V63H47ZM52 62V63H51ZM87 62V61H86ZM110 62V61H109ZM245 64H244V63ZM260 62H261V60H260ZM42 63H47L46 65H44V64H42ZM64 63V64H63ZM107 63H108V61H107ZM227 63V62H226ZM225 63V64H226ZM254 63H255V65L256 66H253L254 65ZM3 64V65H2ZM62 64V65H61ZM80 65L79 67H78V65ZM224 64V65H225ZM262 64H264V62H262ZM10 65H12V66H10ZM14 65V66H13ZM19 65V66H18ZM44 65V66H43ZM84 65V66H83ZM107 65V66H106ZM223 65V64H222ZM220 63H219V66H218V64L217 65H215L214 67H213V73L214 74H218L219 75V71L220 70H222V72H223V67H225V66H222ZM240 65V66H241ZM7 66H9V69H8V67ZM59 66V67H58ZM88 66H90V67H88ZM220 66H222L221 68H220ZM241 66V67H242ZM260 66V67H259ZM10 67H12L13 68V70L12 69H10ZM16 67H17V69H16ZM57 67V68H56ZM64 67V68H63ZM69 67V68H68ZM220 68V70L219 69H217V68ZM257 67H259L257 70H261V68L262 67H264V65H262V67H261V65H258ZM82 68H84V69H82ZM252 68V69H251ZM4 69V70H3ZM61 69V70H60ZM67 69V70H66ZM70 69V70H69ZM90 69V70H89ZM110 69V70H109ZM114 69H116V70H114ZM120 69V70H119ZM243 69V68H242ZM72 70V71H71ZM74 70V71H73ZM82 70V71H81ZM84 70V71H83ZM131 70V71H130ZM136 70L137 71H139V69H138V66L136 67ZM216 70H219V71H215ZM244 70V69H243ZM262 70H264V69H262ZM5 72V73H2V72ZM9 71V72H8ZM59 71V72H58ZM107 71V72H106ZM114 71H115V73H114ZM120 71V72H119ZM122 71H123V73H122ZM126 71H127V73H126ZM254 71V72H255ZM12 72V73H11ZM16 72V73H15ZM42 72V73H41ZM253 72V73H254ZM9 73H11V74H9ZM18 73V74H17ZM77 75H76V74ZM79 73V74H78ZM248 73V72H247ZM2 74H5V76L4 75H2ZM7 74H9V75H7ZM15 76H13V75ZM16 74V75H15ZM41 74V75H40ZM112 74V75H111ZM122 74V75H121ZM127 74V75H126ZM248 74H250V72L248 73ZM43 75V76H42ZM76 75V76H75ZM12 76V77H11ZM54 76V77H53ZM63 76V77H62ZM67 76V78H65ZM75 76V77H74ZM119 76V77H118ZM10 77V78H9ZM13 77H14V79H13ZM43 77V78H42ZM57 77V78H56ZM59 77V78H58ZM81 79H80V78ZM252 77V76H251ZM77 78H79V79H77ZM5 79V80H4ZM12 79V80H11ZM17 79V80H16ZM54 79V80H53ZM68 79V80H67ZM116 79V80H115ZM39 80H40V82H39ZM44 80H46V81H44ZM67 80V81H66ZM84 80V81H83ZM47 81H49V82H47ZM52 81V82H51ZM91 81V82H90ZM7 82H8V84H7ZM11 82V83H10ZM12 82H14V83H12ZM16 82H17V84H16ZM24 82H25V84H24ZM39 82V83H38ZM46 84H45V83ZM51 82V83H50ZM64 82V83H63ZM67 82V83H66ZM80 82V83H79ZM240 82V81H239ZM243 82H245L244 80H243ZM243 82H241V83H237V84H232V86H231V84L229 83V86L231 87H227L228 85L227 84H225L224 85V83L223 84H220V85H218L219 87H221V86H224L225 87V89H224V87H221V90H220V88L218 87V89L216 88V90L217 91H214V89H213V91L214 92H210V95L208 94V96H209V98H208V109H210V112L208 113V115H207V113L206 112H202V119L203 120H205V118H207V116H208V118H209V116H210V123H212V125H213V129H211V128H208V126H207V128H208V133H207V135H209L208 136V141H209V139H210V141L209 142H212V143H210L211 144V146H217L216 147V149H219L220 150V148H221V150L222 151H224V149H226L227 148V146H229L230 147V145L233 143V141H235V143H236V146H238V144H241V143H243L245 140H246V138H249L250 140L249 141H246V142H250V141H252V139L251 138H253V136H255V137H257V136H259V137H261L260 138V142L258 143V141H257V139H256V141H255V143H253L254 145H252V143L250 142L249 143V145L247 146V147H250V149L249 148H244V150H243V147L241 148V151H240V148H239V146H238V148H237V152H236V154L238 153V151L239 152H244L245 150L246 151H248L249 152V154L251 155V157L253 156V158H255V155H258V154H261V157H262V159L260 158V156H259V159H261V160H258L257 159V161L258 162H256V165H254V171H252L253 173H254V176H253V173L252 174H247V172H245V170L243 169V167H238V166H240V163H242V160H239V157H240V159H241V153H239L238 154V156L236 155V159H237V161H240L239 162V164H238V162L236 161V163H237V170H239L238 172H236V174L238 173V176H236L237 178H238V180H235V181H241L242 180V182H240L239 184H238V182H237V184L236 185H238L237 187H236V185L234 186V187H236L237 189L240 187V185L242 184L243 185V183H247V186L244 184L243 186L241 185V189L243 190V187H245L244 188V190L242 191V192H240V191H236V192H239V194L238 193H236L234 190H232V192H230V195H231V199H229L230 201H228V195H229V192H228V194L226 193V191L225 192H223V195H221V197L222 198H220V199H215V195H213L214 197H212V195L211 196H208V198L204 195V197H206V198H204L205 200H203V198H201V200H203V201H201L200 200V195L198 196L196 193H194V195H193V193H192V191L193 192H195L194 190H192L191 189V191L189 190V192H190V197H189V195L188 194H185L186 196H181V197H179L178 196V198L176 199V200H174V201H172V199H171V203H170V200H165V199H167V198H165V199H163L162 197V201L161 200H159V198H157L159 201H160V203H156V205H159V204H162V206H164V204L165 205H168L169 203L170 204H173L175 201V205L177 206V208H185V206L186 205H184L185 203L188 205V203H189V201L190 202H192V203H195V205L197 204V206H195L194 204H191L189 207L190 208H192V210L194 211V215H195V213H196V215H195V217H197V215H198V217L200 216V218L202 219V217H204V213L205 212H207V214H206V216H211L213 219H210L209 217H206L205 216V218H203V221H202V223L203 224H205L206 223V221H204V220H211V221H207V224H211V222L213 223H215V225L219 222V219H218V222L216 223V221L214 220V219H216V218H220V222L221 223H219V227H222V230H220V229H216L215 228V225L213 226V229L217 232V233H220L221 235H217L218 237L217 238H219V239H217L216 238V236H215V234H216V232H214L213 231V229L211 228V225L209 224V226L208 225H206V227L205 228H207V232H206V230L204 229H202V228H204V226L201 228L203 231H201V234H199V235H201L202 236V234H203V236L202 237H204L205 236V240L206 239H208V238H210L209 240L210 241H203L205 244H207L205 247H206V249L204 248V246H203V244L202 243H200V242H202V240H201V238H200V240L199 241H197V239L195 238V235H196V233H195V231L198 233V231H199V233H200V225L201 224H199V226H195V225H197V223H201L200 221L199 222H196V224H193V223H195V219L193 220V221H191V223H190V220H192V219H190L189 218V216L186 214V216L185 217H188L189 218V223H186V222H184V228H182L180 231H176V234H175V231H174V234L176 235V236H174V234L172 233V227H173V225H168L170 222L173 224V221L172 220H174V219H176L175 217L178 215H180L181 216V214L183 213L182 211H184V209H179V210H177V209H175L176 211L174 212H172V215L173 216H175V214H176V216L173 218L172 217V220H169L170 222L168 223V219L171 217L170 216V213H168V215L170 216L169 218L168 217H166V218H168V219H162L163 217V214H162V216H160V217H162L161 219V221H159V222H161V223H157V224H159L158 226H154L155 225V223L153 222V221H155L156 219L154 218V215L153 216H151V217H149V215L146 213V211H151L150 212V214L152 213H154V212H156V210L154 211V209L156 208L155 206L152 208V207H150V208H148L149 206H151V201H153V197H149V198H151L152 200L150 201L149 200V198L146 196V198H148V199H146V198H144V196L146 195V193L143 195V193H142V196H143V198H144V200L142 199V197H141V195H139L137 198V204L139 205V204H141L142 205V203H141V200L142 201H144L143 202V204L145 205V206H142L143 207V212H142V210H140L141 212H142V214H141V219L143 220H141L140 222V224H139V226H138V229L140 230H138V231H136V232H133V233H131V234H133V235H130L131 237H132V239H139V240H135V242L138 244V245H136V243L134 244V241L132 242L131 241V238L129 237L128 238V236L126 235L125 236V238L127 237V239H130V240H127V239H125V241L127 240V244H129L130 246L129 247H127V248H122L123 246H128V245H126L125 244V242H124V240L123 241H119L118 243H117V239H115V240H112L111 242H110V244H108L107 245V247H108V249H106V248H104V254L102 255V257H100V258H98L97 260H98V263L99 264H131L132 262H134L135 264H136V262L134 261V260H139L140 258H139V253L141 254L142 253V255H144V254H151V253H154V255L155 254H157V255H153L152 256V254H151V256H149V258H151V257H153V258H155V260H160L163 256H165V255H167V257L165 256V257H163L164 259L165 258H167V260H169L168 261V263L169 264H171L170 262H174L175 261V264L176 263H180L182 260V262L180 263V264H186L187 262H189V264H191L190 263V261H189V259H188V257H187V255L188 254H186L185 255V253H187V252H185L186 251V246H184L185 244H183V243H185L186 241H187V239L189 240V238L191 239V241H192V239H196V241H197V243H195V244H197V246L194 244V245H192L191 243H189L191 246H190V248H192V246H195V248L196 247H198L199 245H201L202 244V246H200L199 248H197L198 249V253L197 252H194V253H197L198 254V256H199V251H201V250H199V249H202V248H204V250H211L210 252H208L209 254L210 253H217V251H218V256H214V255H212L213 257H214V260H212L213 259V257H211V256H209L208 257V255H207V252H205L206 254L204 255V254H200L201 255V257H196L197 256V254L195 255L194 254V257H196L197 259H199V261H197V262H199V264H203V263H207V260L209 259L210 261H208V262H210V263H208V264H216L217 262V258H219L220 257V259H221V261H225V259L227 260V257L228 256H230V257H228V259H230V262L233 264H243L245 261H244V258H242L241 256H245V255H247V258L246 259H248L249 257H251V259H253L252 257H255L254 256V254H257V253H253L254 251V249L256 248L257 249V251H258V248L260 247H258L257 248V246L258 245H261L262 243H264V242H261L262 240H264V237H262V239H261V241H260V244H259V242H257L258 243V245L255 247V246H253L254 244H252L251 245V243L252 242H256V241H259L260 239H256V241H254L255 239L254 238H260L262 235H264V234H260V233H264V230H262V232L260 231L261 230V228L262 227H258V225H264V224H260V223H264V219H262V218H264V215H262V217H261V211L260 210H258V208L260 207L261 208V206L260 205H262V204H264V194H262V193H264V189H262V188H264V172H261L262 171V169H264V163H262V161H264V149H261L262 151L260 152L258 149L260 148L259 146L261 145V144H264V125H262V124H264V119H262V118H264V115H262V114H264V102H262L261 100H264V96H262V98L261 99H259V98H257L258 100L256 101V102H258V103H255V104H257V106H255L257 109L255 110L254 109V107L252 108V107H249L250 106V104L249 103H247V102H249L248 100H250V95L252 94V93H254V89H250L248 86V83L247 82H245V83H247V84H242ZM58 83H61V84H59L58 85ZM67 85H66V84ZM10 84L12 85V87H13V85H14V88H12L11 86H10ZM41 84H43V86L41 85ZM49 84V85H48ZM65 84V85H64ZM73 84V85H72ZM115 84V83H114ZM121 84V85H120ZM5 85V86H4ZM6 85H7V87H6ZM22 85V86H21ZM63 85V86H62ZM235 85L237 86L236 88H235ZM18 86V87H17ZM58 87L57 89L55 88L54 90H52L53 89V87ZM72 87H73V89H72ZM227 87V88H226ZM241 87H243L242 89L244 90H242V89H240ZM251 87V86H250ZM262 87H264V86H262ZM16 88V89H15ZM18 88V89H17ZM76 88V89H75ZM252 88V87H251ZM12 89V90H11ZM224 89V90H223ZM228 89V90H227ZM234 91H233V90ZM239 89V90H238ZM23 90V91H22ZM61 90V91H60ZM64 90V91H63ZM218 90H220L219 92H218ZM227 90V91H226ZM247 90H249V91H251L252 93L250 94V92H248ZM254 90V91H253ZM262 89H259L258 91H261ZM63 91V92H62ZM72 91V92H71ZM78 91V92H77ZM240 91V92H239ZM21 92H19L18 94H20V96L22 95V93ZM82 92V93H81ZM180 92V91H179ZM186 92H188V93H186V98H188V96H191V94H189L190 92L189 91H186ZM234 92V93H233ZM238 92H239V94H238ZM262 93H260V94H264V90H262L261 91ZM13 93V92H12ZM16 93L13 95V96H16L15 98V100H19L20 98H22V97H20L18 94L16 95ZM27 93H25V94H23V96H25ZM44 93V94H43ZM62 93V94H61ZM211 93H213V94H211ZM222 94V95H218V94ZM256 93V92H255ZM31 94V95H30ZM61 94V95H60ZM178 94L180 95L179 96V98H178ZM177 94V98L178 99H180V98H182L183 99V94H182V91L180 92V93H178ZM182 94V95H181ZM250 94V95H249ZM38 97H37V96ZM216 95H217V97H216ZM234 96V98H233V96ZM238 95V96H237ZM254 94H252L251 96H253ZM10 96H12L11 94H10ZM12 96V101L15 103V100L13 99L14 97ZM17 96H19V99H18V97ZM27 96V97H28ZM44 96V97H43ZM57 96H58V98H57ZM215 96V97H214ZM220 96V97H219ZM232 96V97H231ZM2 97V98H1ZM31 97H32V99H31ZM37 99H36V98ZM222 97H223V99H224V101H223V99H222ZM237 97V98H236ZM213 98V99H212ZM3 99V100H2ZM45 99H47V101L45 100ZM50 99V100H49ZM182 99H181V101H182ZM189 99V98H188ZM188 99L186 100V102L188 101ZM230 99V100H229ZM235 99V100H234ZM183 100H185V98L183 99ZM213 100H214V102H216V103H218L217 105H215V103L213 102ZM217 100V101H216ZM237 100V101H236ZM247 100V101H246ZM259 100H260V102L262 103H260L259 102ZM45 101V102H44ZM49 101H50V103H49ZM189 101H190V99H189ZM188 101V102H189ZM232 101V102H231ZM4 102H2V103H4ZM19 102V101H18ZM44 102V103H43ZM220 102V103H219ZM228 103V105H226L227 103ZM230 102V103H229ZM234 102V103H233ZM241 104H240V103ZM1 103V102H0ZM1 103V104H2ZM17 103V102H16ZM34 103V104H33ZM231 103H232V107L230 106L231 105ZM244 103V104H243ZM62 104V103H61ZM60 104V105H61ZM210 104H212V105H210ZM246 104H248V105H246ZM254 104V105H255ZM260 106H259V105ZM37 105V106H36ZM53 105H55V104H53ZM219 105V106H218ZM216 106V108H214ZM217 106L219 107L218 109H217ZM228 106V107H227ZM248 106L249 107V109L248 108H246V107ZM211 107H213V108H211ZM221 107V108H220ZM224 107V108H223ZM240 107V108H239ZM244 107H245V109H244ZM37 108V109H36ZM44 107H42V110H40V108H39V111H44V109H43ZM230 108H232V109H230ZM254 111V113H253V111L251 110V109ZM31 109V110H30ZM36 109V110H35ZM214 110V112H213V110ZM226 109V110H225ZM228 109V110H227ZM247 109V110H246ZM28 110V109H27ZM35 110V111H34ZM217 110H220V111H218L217 112ZM221 110H222V112H221ZM231 110V111H230ZM234 110V111H233ZM248 110H250V111H248ZM224 111H225V113L226 114H224ZM247 111V112H246ZM216 112V113H215ZM229 112V113H228ZM244 112H246L245 114H243ZM257 114H256V113ZM261 112V113H260ZM31 113H30V115H31ZM206 113V115H205V117H204V114ZM223 115H222V114ZM242 113V114H241ZM247 113H248V115H247ZM249 113L251 114V116H249ZM217 114V115H216ZM235 115V117H234V115ZM254 114H255V116H254ZM165 115H167V114H165ZM164 115V112L163 111H159L158 112V114L156 115L157 117L154 119V120H152V122H151V125H150V129H152V130H150V132L151 133H153V134H156V132L158 131H160V130H162L161 129V127H163V125L165 124V117H167V116H165ZM229 115V116H228ZM233 115V116H232ZM247 116L246 117V119H248V120H250L248 117H251V119L253 120V118L252 117H255V119H254V121L253 122H251V123H253V124H251V125H253V126H251V125H248L247 124V126H249V128L248 127H245L246 126V124H243V123H246L245 121H248V120H246L245 119V116ZM256 115H258V116H256ZM165 116V117H164ZM211 116H214V118L213 117H211ZM237 116V117H236ZM223 117V118H222ZM226 117V118H225ZM208 118L206 119V120H208ZM219 118H220V120H219ZM227 118H229V119H227ZM236 118V119H235ZM258 118V119H257ZM216 119V120H215ZM223 119V120H222ZM238 119H240V120H238ZM213 120H214V122H213ZM231 120V121H230ZM252 120H250V121H252ZM209 121V120H208ZM230 121V122H229ZM221 124H220V123ZM225 122V123H224ZM233 122V123H232ZM164 123V124H163ZM214 123V124H213ZM223 123V124H222ZM237 123V124H236ZM239 123V124H238ZM59 125V124H58ZM156 125H157V127H156ZM160 125V126H159ZM217 125V126H216ZM219 125V126H218ZM224 125V126H223ZM225 125L227 126V125H232V127H234V126H236V128H235V130H239L240 129V132H238V134L236 133V131H234V133H233V135H234V137H233V135L232 134H229L231 131H230V129H232L233 130V128L231 127H229V129H228V126L225 128ZM245 125V126H244ZM170 126V125H169ZM222 126H223V128H222ZM239 126L242 128V126H244L245 127V132H244V134H246V135H244L243 134V132L241 131L242 129L241 128H239ZM56 129H58L59 127L57 126V124H56ZM218 127V128H217ZM244 127H243V129H244ZM250 127H253V132L255 131L258 135L256 136V133H253L251 130V128ZM169 128V130H166V133L168 134V135H170L169 133H170V130H172V128L171 127H168ZM167 128V129H168ZM215 128V129H214ZM219 128L222 130V129H224V131L222 130H219ZM238 128V129H237ZM159 129V130H158ZM217 129V130H216ZM228 129V131H226ZM250 130L252 133H250V132H248L247 130ZM156 130V131H155ZM213 132H212V131ZM219 130V131H218ZM209 131L212 133V134H209ZM158 132H157V134L156 135H158ZM163 132V131H162ZM162 132H160V134L159 135H162L163 133ZM172 132V131H171ZM225 132V133H224ZM233 132V131H232ZM240 133H242V135H239ZM220 134V135H219ZM249 134V136H247ZM218 135V136H217ZM228 135H229V139H228ZM236 135H238L237 137H236ZM247 136V137H246ZM250 136H252L251 138H250ZM240 137H242V138H240ZM234 140H233V139ZM227 139L229 140V141H231V142H229V141H227ZM255 139V138H254ZM253 139V140H254ZM228 143H227V142ZM208 142V143H209ZM227 144V146H226V148H225V143ZM262 142V143H261ZM214 143V144H213ZM257 143H258V146L257 147H255V145H257ZM261 143V144H260ZM223 144V145H222ZM221 145V146H220ZM241 146H243V144L241 145ZM244 146H246L245 144H244ZM219 147V148H218ZM224 147V149H222ZM261 147L262 148H264V145H261ZM215 148V147H214ZM248 149V150H247ZM245 151V152H246ZM257 151H258V154H257ZM244 152V153H245ZM252 152V153H251ZM57 153V151L55 152V155L57 156V154L59 153V151H58V153ZM247 152H246V156H245V158H246V160H247V158H248V160H249V157H250V155H249ZM59 155H60V153L58 154V158L56 157V156H54V157H56V159H54L53 161H51V163H50V167H51V170L53 171V172H55L56 173V171H57V173H60V167L58 166V165H56V164H58L57 163V160H58V162L59 161H62V156L61 157H59ZM240 155V156H239ZM249 155V156H248ZM53 157V158H54ZM256 158H257V156H256ZM255 158V159H256ZM250 159H252V158H250ZM255 161V160H254ZM225 163V165H223L224 166V169L225 170H227L228 169V167H229V164H227L228 162H226V161H224ZM60 163V162H59ZM258 163V164H257ZM52 165V166H51ZM228 165V166H227ZM258 165H259V167H258ZM56 166V167H55ZM58 166V167H57ZM241 166H243V165H241ZM261 166V167H260ZM57 168V169H56ZM258 168V169H257ZM262 168V169H261ZM56 169V170H55ZM59 169V170H58ZM240 169H242V170H240ZM259 169H261V170H259ZM62 171V170H61ZM232 169L230 170L229 169V171H228V173H232V172H235V171H232ZM243 171V172H242ZM261 174H260V173ZM62 174V173H61ZM61 174H58V175H61ZM242 174H245V175H247V176H245V177H243V175ZM261 176H260V175ZM241 178H240V177ZM15 177H18L17 175H15L14 176V178ZM95 177V176H94ZM93 177V178H94ZM13 178V179H14ZM239 178H240V180H239ZM13 179H11L9 182H10V184L11 183H14V184H11L12 186H10V184H9V182L8 183H5V184H7V186L9 185V187H5V194H8L6 191H8L9 189L10 190H14L13 188H17V187H19V185H15V183H18V182H20L21 180H20V178L18 177V178H15L14 180H15V182H13ZM17 181V182H16ZM252 182V184H250ZM256 183V185H258V186H256L257 188H255V185H254V188L255 189H258L257 191H259V193L261 192V190H262V192H261V195H257L256 194V192L254 191V193L256 194V197L257 196H259V198H260V196H262L261 198V200L259 199V198H257L258 199V201H259V203H255L253 200H254V198H255V196H253V192L251 193L250 191L252 190V187H251V185H253L254 183ZM209 183H211V182H209ZM1 184H2V187H1ZM20 184V186H21V183H19ZM249 184H250V186H249ZM3 186H5L3 183H0V200L1 199H4L5 197H6V195L5 194H3L4 193V191H2L3 190ZM10 187H12V188H10ZM248 187H250V188H248V190H247V188ZM260 187V188H259ZM239 188V189H240ZM227 189V188H226ZM225 189V190H226ZM240 189V190H241ZM246 189V190H245ZM250 189V190H249ZM254 190V189H253ZM228 191V190H227ZM244 191H246V192H244ZM236 193V194H238V195H236L237 197L239 196V198L240 199H238V201L237 200H235V201H237V202H235L234 201V199H237V197L235 198V196H234V199L232 200V196L234 195V193ZM188 193V192H187ZM226 193V194H225ZM250 193L252 194L251 195V197H252V199L250 198V196H249V199H250V201L252 200L253 201V203H255V204H257V205H255L254 204V206H253V203H250V202H248V201H246L248 198H244L245 199V202H248L249 204H252V206H249V204L248 203H245L243 200V202H244V204H243V202L241 201V198L242 197H248V195H250ZM1 194H2V196H4V198L1 196ZM213 194V193H212ZM240 194L242 195L241 197H240ZM245 194H248L247 196H244ZM254 194V195H255ZM148 195V194H147ZM182 195V194H181ZM194 197H193V196ZM195 195H197V196H195ZM172 196L173 195H171V196H167L168 197V199H170V197L172 198ZM175 196V195H174ZM173 196V197H174ZM177 196V195H176ZM175 196V197H176ZM193 197V199H192V197ZM7 197H11V196H9V195H7ZM6 197V200L8 201V199H10V198H7ZM163 197H165V196H163ZM195 197H197V199H195L194 200V198ZM209 197H211L210 199H209ZM213 198V199H212ZM146 199V200H145ZM174 199V198H173ZM192 199V200H191ZM200 200V201H196V200ZM257 199L255 200V201H257ZM6 200H3V201H5L4 203H3V201L1 200L0 201V203L2 204H0V206H2V207H5V203H7L6 202ZM10 200H12V198L10 199ZM10 200L8 201V204H11V203H13L14 205H15V201L13 200L12 202H10ZM149 200V201H148ZM156 199H154V201H155ZM180 200V201H179ZM209 200V201H208ZM223 200V202L222 203H220L221 201ZM239 200L241 201V204H242V207H241V205L239 204L240 202H239ZM140 201V202H139ZM146 201H148V202H146ZM183 201H185V202H183ZM231 201H233V202H235V203H231ZM257 201V202H258ZM150 202V203H149ZM156 202H158V201H156ZM164 202V203H163ZM167 202H169V203H167ZM180 202H181V204H180ZM188 202V203H187ZM201 202H203V203H201ZM213 202V203H212ZM225 202H227V203H225ZM228 202H230V203H228ZM149 203V204H148ZM154 203V202H153ZM152 203V204H153ZM200 203V204H199ZM205 203V204H204ZM236 203H238V204H236ZM261 203V204H260ZM5 204V205H4ZM8 204H7V206H8ZM12 204V205H13ZM173 204V205H174ZM184 205V207H183V205ZM190 204V203H189ZM199 204V205H198ZM213 204V205H212ZM248 205V207L246 208V206H244V205ZM11 205V207H13ZM147 205H149V206H147ZM173 205H171V206H173ZM174 205V206H175ZM203 205H204V207H203ZM215 205V208L213 207ZM216 205H217V207H216ZM220 207H219V206ZM235 205V206H234ZM6 206V207H7ZM211 206V207H210ZM227 206V207H226ZM230 206V207H229ZM237 206V207H236ZM256 206V208H253L254 210H251L252 208L251 207H255ZM262 206H264V205H262ZM9 207H10V205H9ZM161 207V206H160ZM188 207V208H189ZM193 207H195V208H193ZM231 207H233V208H231ZM234 207H235V210H234ZM246 209H245V208ZM148 208V210H146V209ZM189 208V209H190ZM223 208V209H222ZM231 208V209H230ZM259 208V209H260ZM3 209V208H2ZM6 208H4L3 210H1V208H0V217H2V212L1 211H3V212H8V211H10L11 209H13V208H10V210H8V209H6V211H4ZM222 209V210H221ZM231 211H230V210ZM255 209H257V210H255ZM114 210V211H113ZM116 210L117 209H115L114 207L113 208H111V215L112 216H115V214H117V212H116ZM186 210V209H185ZM188 210V209H187ZM191 210V211H192ZM199 210V211H198ZM208 210V211H207ZM233 210V211H232ZM240 210V211H239ZM243 210H245V211H247V213L245 212V211H243ZM261 210H262V208H261ZM152 211H154V212H152ZM159 211V209L157 210V212ZM179 211H181L182 213H178ZM190 210L189 211H187V212H184V215H185V213H188L189 212V214L191 215V212ZM196 211V212H195ZM204 211V215L201 217V215L199 214V213H201L202 214V212ZM226 211V212H225ZM235 211H238V212H235ZM253 211V212H252ZM258 211H260L259 213H258ZM7 212H6V214L4 215V213H3V215H4V217L6 218V215H7ZM116 212V213H115ZM161 212V211H160ZM162 212H163V210H162ZM165 212V211H164ZM163 212V213H164ZM198 212V213H197ZM209 212H211V213H209ZM219 212V213H218ZM222 212V213H221ZM224 212V213H223ZM230 212V213H229ZM242 212V213H241ZM250 212V213H249ZM252 212V213H251ZM9 213V212H8ZM10 213L12 214V211H10ZM114 213V214H113ZM145 213V214H144ZM166 213V212H165ZM208 213H209V215H208ZM213 213V214H212ZM10 214V215H11ZM146 214L148 215V216H146ZM155 214V213H154ZM224 214V215H223ZM229 214H230V216H229ZM231 214H233V215H231ZM242 214V215H241ZM248 214H249V216H248ZM259 214V215H258ZM9 215V214H8ZM9 215V216H10ZM98 215V216H97ZM144 215V216H143ZM156 215V214H155ZM160 215V214H159ZM193 215V214H192ZM193 215V216H194ZM165 216H166V214H165ZM179 216V218L177 217V219H180V220H182L181 219V217ZM183 216V215H182ZM193 216H190V217H193ZM218 216V217H217ZM224 216H226V217H224ZM227 216H229V217H227ZM245 216V217H244ZM89 217V218H88ZM146 217H148V218H146ZM157 217H158V214H157ZM156 217V218H157ZM159 217V218H160ZM184 217V216H183ZM182 217V218H183ZM184 217V218H185ZM236 217V218H235ZM239 217V218H238ZM241 217V218H240ZM247 220H249V219H251V217H252V220L255 222V224L252 222V221H243L244 220V218ZM250 217V218H249ZM11 218H12V216H10V217H8V218H6V219H4L3 217H2V220L0 219V222H2L3 221V219H4V221L2 222V224L3 223H5L6 225H9V223L11 224ZM94 218V219H93ZM98 220H97V219ZM158 218V220H160ZM224 218H228L229 220L228 221H230V222H226L225 220L226 219H224ZM231 218H233L232 220H233V222L235 223H233V225H235V226H230V225H226V227H225V225H224V221H225V223H230L231 225H232V220H230ZM234 218H235V220H238V221H235L234 220ZM243 218V219H242ZM9 219V221H6L5 222V220H8ZM93 219V220H92ZM99 219H100V214H98V213H91V214H89L88 216H87V218H86V222L88 223L89 222V224H87V228L88 229H96V227H95V225L98 227V225H100L101 224V221H102V219H100L101 221H100V224H99ZM145 219H149V220H147V221H145ZM154 219V220H153ZM171 219V218H170ZM153 220V221H152ZM185 219H183V221H184ZM198 220V219H197ZM200 220V219H199ZM217 220V219H216ZM221 220H223V221H221ZM162 221H163V223H162ZM167 221V222H166ZM175 221V220H174ZM240 221V222H239ZM241 221H243V222H241ZM98 222V223H97ZM144 222H146V223H144ZM149 222H150V225H148L149 224ZM209 222V223H208ZM246 222V223H245ZM250 222H252V224H254V225H257V226H254L253 228H255V229H257L258 231H260L259 232V234L261 235H259L260 237H258V236H254V235H258V232H257V230H256V232H257V234H256V232L254 231H251V229H249L248 227H251V226H247V224L248 223H250ZM164 223H167L166 225H164ZM170 223V224H171ZM175 223V222H174ZM213 223V224H214ZM239 223V224H238ZM259 223V224H258ZM1 224V223H0ZM1 224V225H2ZM154 224V225H153ZM161 224H162V226H161ZM202 224V225H203ZM244 224V225H243ZM246 224V225H245ZM251 224V223H250ZM249 224V225H250ZM4 225V224H3ZM89 225V226H88ZM94 227H93V226ZM140 225H142V226H140ZM149 227H148V226ZM172 226L171 228H170V230H167V229H165V230H167V231H165V233H163V234H165V235H163L162 234V232H161V230H162V227H163V229L165 228V227H168V226ZM183 225V224H182ZM195 226V228H194V226ZM201 225V226H202ZM221 225V226H220ZM239 225V226H238ZM243 225V226H242ZM189 226L191 227H193V229H191L190 228V230L191 231H189L188 229H189ZM208 226V227H207ZM218 225H216V227H217ZM225 227V230L223 229L224 227ZM230 228H229V227ZM237 226H238V229H237ZM244 226H245V229H244ZM253 226V225H252ZM148 229H146V228ZM155 227H157L156 228V230L155 231H153V233H156V232H158L159 231V236L158 235H156L157 236V240L156 239H154L152 236H155V234L154 235H152L151 237L150 236H148V235H150V233H152V230H154L155 229ZM159 227H161V228H159ZM185 227L186 228H188L187 229V231H182V230H184L185 229ZM199 227V228H198ZM228 227V228H227ZM233 227H234V229H233ZM208 228H210L211 229V231L208 229ZM233 230H232V229ZM258 228H260V230L258 229ZM169 229V228H168ZM240 229V230H239ZM254 229V230H255ZM144 230V231H143ZM149 230H151V232H149ZM174 230V229H173ZM220 230V232H218ZM141 231H142V233H141ZM168 231H170L171 232V235L170 236H173L174 238H175V240H176V243L175 244H177V241L178 240H180L181 238H183L184 236H182L184 233H186L187 232V235L185 236V237H188L187 239H186V241L184 242V240H185V238H184V240L182 241V245L184 246H182L181 244V246L180 247H182L183 249H181L180 247H179V249H181V250H184V253L182 252V254L183 255H181L180 256V254L178 253L179 252V249L177 248V246H179V245H175V244H173V242H171V244H170V247H174V248H176L177 249V251H176V249L175 250H173V251H169V250H172L170 247H169V244H167L169 241H171V239L172 238H170V236H168L169 237V241L168 240H166V239H164V237L166 236L167 237V235L168 234H166ZM182 231V232H181ZM227 231V232H226ZM184 232V233H183ZM191 232H192V234H191ZM205 232V233H204ZM232 232H233V234H232ZM243 232V233H242ZM135 233H137V234H139L140 233V235L141 234H143L142 236L145 238L146 237V235H147V239L146 240H149V239H151V240H149V241H147L148 243H146V241H145V239H144V241H143V239H141V238H143L142 236H141V238H133L134 236H136L135 235ZM181 233H182V235H181ZM195 233V234H194ZM207 233L208 234H210L211 233V235H207ZM226 233V234H225ZM240 233V234H239ZM157 234V233H156ZM173 234V235H172ZM193 234H194V237H193ZM246 234H248V235H246ZM163 235V236H162ZM190 235V236H189ZM212 235H214L213 237H212V239H211V237L210 236H212ZM238 235V236H237ZM240 235V236H239ZM160 236L164 239V242H166V241H168L167 243H164L163 242V239L161 238V239H159L160 238ZM182 236V237H181ZM201 236H199V237H201ZM230 236V237H229ZM248 236V237H247ZM254 236V238L252 239V237ZM148 237H149V239H148ZM245 237V238H244ZM173 238V239H174ZM178 238V239H177ZM197 238H198V234H197ZM235 238V239H234ZM155 241H154V240ZM173 239H172V241H173ZM199 239V238H198ZM230 239V241H228ZM246 239H247V241H246ZM251 239L253 240V241H251ZM117 240V241H116ZM213 242H212V241ZM113 241L115 242V243H113ZM151 241V242H150ZM195 241V240H194ZM195 241V242H196ZM249 241V242H248ZM131 242H132V245H131ZM140 242V243H139ZM150 242V243H149ZM153 242V243H152ZM178 242H180V241H178ZM198 242L200 243V244H198ZM213 244H212V243ZM224 242V243H223ZM240 242V243H239ZM246 242V243H245ZM152 243V244H151ZM187 244H188V241L186 242ZM226 243V244H225ZM249 243H250V245L252 246V247H254V248H252L250 245H249ZM111 244L113 245V246H111ZM118 244H120V245H118ZM125 244V245H124ZM134 244V245H133ZM162 244V245H161ZM163 244H164V246H163ZM168 246H167V245ZM214 244H215V246H214ZM217 244V245H216ZM225 244V245H224ZM238 244V245H237ZM247 244V245H246ZM116 245V246H115ZM153 245V246H152ZM172 245V246H171ZM212 245H213V247H212ZM219 245V246H218ZM246 245V248L245 247H243V248H245L244 250H246L247 248H248V246L252 249V252H251V254H250V251H248V250H246L245 251V253L243 254V253H241V254H243V255H241L239 252H242L243 251V248L241 247V246H245ZM144 246V247H143ZM160 246V247H159ZM207 246L209 247V246H211V248H213L214 249V251H216V252H214L213 251V249H210V247L207 249ZM223 246V247H222ZM225 246V247H224ZM137 247V248H136ZM164 247H166V248H164ZM188 247V246H187ZM228 247V248H227ZM262 247H264V245H262L261 246V248ZM122 248V249H121ZM144 248V249H143ZM185 248V249H184ZM220 248V249H219ZM230 248V249H229ZM126 249H128V251H127V253H125L126 251ZM137 249V250H136ZM163 249V250H162ZM168 249V250H167ZM188 249V248H187ZM194 249V248H193ZM196 249V250H197ZM255 249V250H256ZM108 250V251H107ZM139 250V251H138ZM142 250H144V251H142ZM196 250H194V251H196ZM208 250V251H209ZM222 250V251H221ZM226 250V251H225ZM241 250V251H240ZM259 250H260V248H259ZM131 251V252H130ZM151 251V252H150ZM161 251L162 252H165V254H163V253H161ZM189 251V250H188ZM192 251V250H191ZM248 251V253H246ZM256 251V252H257ZM108 252H109V254H108ZM119 252V253H118ZM122 252H123V254H122ZM134 252V253H133ZM171 252H173V254H171ZM223 252V253H222ZM234 252H235V254H234ZM168 253V254H167ZM170 253V254H169ZM174 253L176 254V253H178V254H176L175 255V257H174ZM189 253V252H188ZM201 253H203V250H202V252ZM223 255V254H229L227 257H226V255H225V257L223 256V257H221V254ZM238 253L241 255H238ZM252 253H253V256H251L252 255ZM119 254H120V256H119ZM137 254V255H136ZM161 254V255H160ZM190 254H193V253H190ZM188 255L189 257L191 256V255ZM248 254H249V257H248ZM134 255H136V256H134ZM168 255H172V256H170V258L171 259H173V260H171L170 258H169V256ZM184 255L187 257V259H188V261H186L185 262V260H186V257H184ZM217 255V254H216ZM237 255V256H236ZM121 256H124V257H121ZM132 256L134 257V258H132ZM141 256V255H140ZM162 256V257H161ZM193 256V255H192ZM243 256V257H244ZM120 257V258H119ZM178 257V258H177ZM193 257V258H194ZM204 257V259H202ZM205 257L207 258V259H205ZM212 259H211V258ZM217 257V258H216ZM246 257V256H245ZM105 258V259H104ZM132 258V259H131ZM137 258V259H136ZM152 258V259H153ZM159 258V259H158ZM176 258V259H175ZM182 258V259H181ZM184 258H185V260H184ZM195 258V259H196ZM216 258V259H215ZM225 258V259H224ZM191 259V258H190ZM195 259H191L193 262H194V260ZM202 259V260H201ZM220 259H218L219 260V263L220 264H223L221 261H220ZM240 259V260H239ZM107 260V261H106ZM130 261V262H127V261ZM133 260V261H132ZM163 260V259H162ZM171 260V261H170ZM249 260H250V258H249ZM115 261V262H114ZM203 262V263H200V262ZM204 261H206V262H204ZM237 261H239V262H237ZM243 261V262H242ZM246 261H248V260H246ZM118 262V263H117ZM185 262V263H184ZM193 262H192V264H193ZM216 262V263H215ZM242 262V263H241ZM97 263V264H98ZM134 263H132V264H134ZM138 263V262H137ZM148 263H150V262H148ZM166 263H167V261H166ZM167 263V264H168ZM228 263V262H227ZM65 264H71V263H69V262H65ZM172 264H174V263H172ZM195 264H198V263H196L195 262ZM218 264V263H217ZM224 264H225V262H224ZM244 264H246V263H244ZM247 264H248V262H247Z\"/></svg>", "mask_w": 264, "mask_h": 264}]
</instances>
